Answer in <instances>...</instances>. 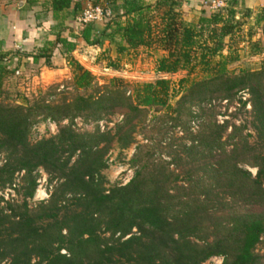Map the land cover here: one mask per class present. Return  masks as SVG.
<instances>
[{
    "label": "trees",
    "instance_id": "16d2710c",
    "mask_svg": "<svg viewBox=\"0 0 264 264\" xmlns=\"http://www.w3.org/2000/svg\"><path fill=\"white\" fill-rule=\"evenodd\" d=\"M80 1L47 0L59 20L57 33L34 55L0 51V153L5 154L0 188L14 184L22 172L17 183L21 199L0 197V264H203L213 256L222 257V264H259L264 59L255 70L229 67L239 57L232 53L243 24L239 0H225L223 8L203 11L193 21L177 10L180 0H97L113 10L104 30L114 26L109 36L118 38L119 53L152 45L165 53L155 62L156 77L136 83L131 91L121 75L96 85L95 75L72 56L77 44L102 41L94 23L81 25L72 37L61 36L63 13L77 14ZM256 21H264V7ZM57 46L73 71L69 80L75 94L61 102H50L54 93L32 103L27 98L4 102L3 80L19 68L18 63L11 70L15 56L24 55L27 66L44 59L50 67ZM109 67L119 71L114 63ZM197 68L202 76L191 79ZM181 71L187 75L179 80L180 96L171 105L177 94L171 92L170 75ZM243 92L250 96L239 100L251 106L253 133H243L246 125L216 118V101L228 104ZM154 107L164 110L166 129L182 126L187 135L174 152V169L136 144L139 120ZM116 110H125V119L105 130L74 127L76 117L97 122ZM39 116L58 128L33 140L31 127ZM133 146L122 163L132 175L126 183L107 185L106 154L112 147L128 153ZM246 167L255 168V174ZM38 168L56 183L46 200L32 205Z\"/></svg>",
    "mask_w": 264,
    "mask_h": 264
},
{
    "label": "rangeland",
    "instance_id": "374dc122",
    "mask_svg": "<svg viewBox=\"0 0 264 264\" xmlns=\"http://www.w3.org/2000/svg\"><path fill=\"white\" fill-rule=\"evenodd\" d=\"M3 1L5 2L3 3ZM146 1L151 2L155 0ZM186 1L188 0H180L177 10L185 20H196L203 12L199 0L194 1L195 7L191 6ZM46 2L47 0H0V15H2L0 22L3 23V4L8 5L9 3H13L17 5H28L29 8H32L31 11H33L31 16L38 14L37 18L40 20L41 24H39L37 30H41L40 34H44L46 36L45 38H47L49 31L48 25H51L49 21L52 19V14L49 10V6L45 4ZM226 2H228V0H226ZM258 2L259 0H239L237 9L241 14H238V16L240 20L243 21V24L240 27L241 30L238 32L237 38H235V42L232 43V53L237 54L239 57L237 60L230 63V68L242 67L255 70L260 66L261 60L264 59V21L259 23L256 21L263 7L260 6ZM91 3L104 4L97 0H92ZM246 9L249 10V15L247 17L242 16L247 13ZM204 12L206 11L204 10ZM155 17L158 20V15ZM42 22H44V24H42ZM51 39H53V36H51ZM103 42L104 40L99 44L86 45V47L82 49L83 51L77 49L78 51L75 53L73 52L74 54L72 53L74 59H80L81 64L90 69L95 75L94 83L96 85L108 83L111 76L119 75L114 74V72H118L125 79V87L131 91L136 83H141L142 81L156 77L154 74L155 62L165 54L157 45L140 47L138 50L119 53L115 42L109 41L106 45H103ZM223 52L226 54V51ZM110 63H114L119 71L111 70L109 67ZM44 64V60L36 65L29 63L28 66L25 64L22 65V62L19 63V68H15L18 69V73L13 72V74H9L3 80V101L6 103H14L15 101H23L24 98H27L32 103L34 101L45 100L48 93H54L55 96L50 99V102H61L64 96H73L75 91L70 85L71 80H69L72 77L73 71L67 64V61L65 60L63 62L61 59L58 60L56 63V68L58 70H55L53 73L51 72L48 76L41 74V68L45 66ZM14 67H16V65H11V70L14 69ZM50 67H53V65L51 64ZM15 69L13 71H15ZM186 75V71L170 75L171 92L177 94L174 98L170 99L169 103H171V105H175V101L180 96V92H178L179 80ZM201 76L197 68L191 73L190 78L199 79ZM182 87H185L184 83ZM78 93H83V91H78ZM249 98L250 96L247 92H243L237 94L231 103L227 104L225 101L221 103L216 101L215 104L218 105L216 118L220 123H222L223 120H227L230 125H246L247 129L244 130L243 133H253L251 126V106L248 102L243 106L239 100L241 99L244 101ZM157 109L159 108H151L140 118V126L136 128V144L143 145L145 150L153 151L156 158L173 163L174 152L176 148H180L181 143L186 141L185 138L187 135L183 132L182 126H178L175 129H166L163 124L164 120L167 119L164 110L161 108L157 111ZM38 118H40V120L34 122L31 127V138L33 140L39 136L57 132L58 126L54 123L43 122L41 116ZM84 119L83 116H79L74 120V127L77 131L90 132L96 127L100 130H105L106 125L112 127L115 123L125 119V110H116L114 114L107 115L97 122L90 120L85 121ZM66 122L67 121H63L61 124H66ZM230 131L231 127L228 128L227 133ZM134 151V146L128 153L123 152L121 154L113 147L108 151L105 156L107 168L103 172L107 185H112L116 182L126 183L128 181L132 175V171L127 168V165H123L122 163H127ZM4 161L5 154L0 153V165ZM173 164L174 166L171 165L170 167L174 169L177 165L175 162ZM246 168L253 175L255 174V168ZM21 173L22 172L16 174L14 184L0 188V197L13 202L21 199L18 192L21 183ZM34 173L37 175V185L32 199V205L33 203L46 200L56 183V180H49L50 176L42 168H38ZM17 183H19V185H17ZM44 193L46 196H44ZM0 205L2 206L3 202H1ZM61 252L65 251L62 250ZM256 252L259 256V264H264V242L259 245Z\"/></svg>",
    "mask_w": 264,
    "mask_h": 264
},
{
    "label": "crops",
    "instance_id": "0c3cea01",
    "mask_svg": "<svg viewBox=\"0 0 264 264\" xmlns=\"http://www.w3.org/2000/svg\"><path fill=\"white\" fill-rule=\"evenodd\" d=\"M195 0H188V4L194 6ZM5 1H3L4 3ZM92 0H81V10L77 14H72L71 10H68L63 13L64 18L62 20V26L64 30L61 32V36L63 37H72L78 34L79 28L81 25L77 22V17L81 13L82 9L85 8L88 4H97L91 3ZM154 1H151L153 3ZM192 2V3H191ZM260 6L264 7V0H259L258 2ZM195 7V6H194ZM6 9V10H5ZM32 8H29L28 5H17L13 3H9L8 5L3 4V23L0 22V51L5 54H12L14 52L20 51L26 54H35L38 49H40L47 41H53L55 34L57 33V23L59 20H55L52 16L50 19L51 25H48V34L47 38L44 34H40L41 30H37L40 23V20L37 18L38 14L31 16L33 11ZM204 11V9H203ZM2 15H0V20ZM109 19H106L100 23H96V27L101 32V39L104 40L103 45L109 43V41H113L117 43L118 38L109 36L111 32V28L108 27L106 30V22ZM121 21H124V17L121 18ZM44 24V22H42ZM105 31L103 34L102 32ZM53 36V39H51ZM86 45L82 43L77 44L76 49L73 51L74 53L80 49L83 51ZM108 48V47H107ZM78 49V50H77ZM72 52V53H73ZM73 53V54H74ZM65 61V58L61 55L60 46L54 48L52 52V56L50 58V62L53 67L43 66L41 68L42 75H49L51 72L53 73L56 68V63L58 60ZM44 59H40L42 61ZM80 61V59H78ZM12 65H16L22 62V65L27 62V59L23 55L19 57L18 55L15 56ZM39 61V62H40ZM15 63V64H14Z\"/></svg>",
    "mask_w": 264,
    "mask_h": 264
},
{
    "label": "built area",
    "instance_id": "2783aa9c",
    "mask_svg": "<svg viewBox=\"0 0 264 264\" xmlns=\"http://www.w3.org/2000/svg\"><path fill=\"white\" fill-rule=\"evenodd\" d=\"M199 4L206 12L216 11L225 6V0H199ZM113 16V10L108 5L101 4H88L82 9L81 13L77 17V22L80 25L88 23H100L106 19H110ZM18 73V71H16ZM44 196L46 194L44 193ZM222 257L213 256L206 260L203 264H222Z\"/></svg>",
    "mask_w": 264,
    "mask_h": 264
},
{
    "label": "water",
    "instance_id": "95a60500",
    "mask_svg": "<svg viewBox=\"0 0 264 264\" xmlns=\"http://www.w3.org/2000/svg\"><path fill=\"white\" fill-rule=\"evenodd\" d=\"M87 67H89L88 65H86ZM114 74H119L120 75V73H118V72H114Z\"/></svg>",
    "mask_w": 264,
    "mask_h": 264
}]
</instances>
